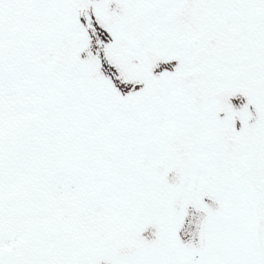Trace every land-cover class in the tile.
Listing matches in <instances>:
<instances>
[{"label":"snow or ice","instance_id":"obj_1","mask_svg":"<svg viewBox=\"0 0 264 264\" xmlns=\"http://www.w3.org/2000/svg\"><path fill=\"white\" fill-rule=\"evenodd\" d=\"M0 264H264V0H0Z\"/></svg>","mask_w":264,"mask_h":264}]
</instances>
